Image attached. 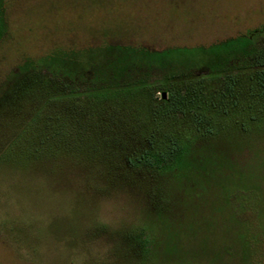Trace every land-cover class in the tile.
I'll use <instances>...</instances> for the list:
<instances>
[{
    "label": "rangeland",
    "instance_id": "1",
    "mask_svg": "<svg viewBox=\"0 0 264 264\" xmlns=\"http://www.w3.org/2000/svg\"><path fill=\"white\" fill-rule=\"evenodd\" d=\"M4 5L0 264H264L263 112L212 114L207 133L185 111L194 88L250 70L240 37L264 27V0ZM114 45L157 54L92 68L82 56ZM169 143L179 154L148 200L123 156Z\"/></svg>",
    "mask_w": 264,
    "mask_h": 264
},
{
    "label": "trees",
    "instance_id": "2",
    "mask_svg": "<svg viewBox=\"0 0 264 264\" xmlns=\"http://www.w3.org/2000/svg\"><path fill=\"white\" fill-rule=\"evenodd\" d=\"M4 6V0H0V39L5 27ZM240 38H246V45L251 44L254 49L253 54L257 57V60L253 61L254 64L249 65L250 70L243 74L238 73V75H229L223 78V82L221 80L219 85L220 87L217 88L218 91L215 94H211V91L205 92L203 88H199L197 90L194 88L192 91L193 93H189L191 96L194 95L193 97L196 98V102L194 99L190 98V106H188L185 111H189V116L194 118L199 127L206 124L205 128L207 133H214L212 126L209 124L210 115L212 116V114L214 116L219 113V115L229 118L231 115L240 113L243 110L248 112L257 110L262 111L264 115V27L251 29ZM152 54L157 53H153L146 49L132 50L124 46L114 45L97 52H87L82 56H84V59L92 68L96 65L98 66L99 59L103 58L106 59L105 61H108L104 64L124 63L125 65H134L139 58L143 56H150ZM76 58L77 55L74 51L68 52L64 55L58 54L55 55V59L58 60L55 63H57V65L59 63H62L63 65V62H69L72 64V60ZM48 60L50 64L53 59L51 57V59L49 58ZM76 65L78 69H82L78 63H76ZM101 65L103 66V64H100V67H102ZM33 67H35V64L31 66L30 70H32ZM15 75L18 76V72L14 73L12 77H15ZM82 75L84 74L82 73ZM162 93L160 94L158 101L162 102L163 108H170L171 106L173 108L174 106L170 105V103L176 95L170 93L165 100ZM179 148L180 147L176 143H169L166 149L157 156L149 153L145 147H138L134 150L130 148L129 152H124L125 155L123 158L126 163L124 165H127L126 167L124 166V171L127 173V169L132 167L137 168V170L132 168V173L129 172L128 174L134 175V178L142 187H144L145 195L148 200L149 197L152 196L151 191L158 190L164 192V182L161 180V173L166 167H169L172 164V161L176 159L179 154ZM155 187L157 188L155 189ZM155 193H157L158 196L161 194L160 192Z\"/></svg>",
    "mask_w": 264,
    "mask_h": 264
},
{
    "label": "water",
    "instance_id": "3",
    "mask_svg": "<svg viewBox=\"0 0 264 264\" xmlns=\"http://www.w3.org/2000/svg\"><path fill=\"white\" fill-rule=\"evenodd\" d=\"M162 95L164 96V93H162Z\"/></svg>",
    "mask_w": 264,
    "mask_h": 264
}]
</instances>
